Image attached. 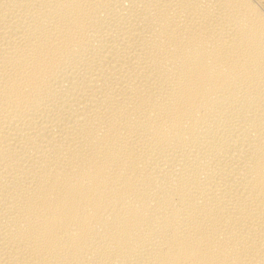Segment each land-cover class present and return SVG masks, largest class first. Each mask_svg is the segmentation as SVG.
Returning a JSON list of instances; mask_svg holds the SVG:
<instances>
[{
	"label": "bare ground",
	"instance_id": "6f19581e",
	"mask_svg": "<svg viewBox=\"0 0 264 264\" xmlns=\"http://www.w3.org/2000/svg\"><path fill=\"white\" fill-rule=\"evenodd\" d=\"M0 264H264V0H0Z\"/></svg>",
	"mask_w": 264,
	"mask_h": 264
}]
</instances>
